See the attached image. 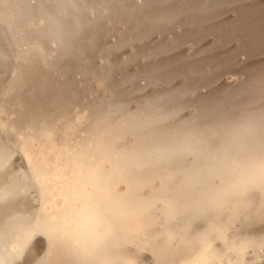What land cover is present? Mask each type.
<instances>
[{
    "label": "bare ground",
    "instance_id": "bare-ground-1",
    "mask_svg": "<svg viewBox=\"0 0 264 264\" xmlns=\"http://www.w3.org/2000/svg\"><path fill=\"white\" fill-rule=\"evenodd\" d=\"M160 100L264 109V0H0V264H264V223L114 162L102 120Z\"/></svg>",
    "mask_w": 264,
    "mask_h": 264
},
{
    "label": "clouds",
    "instance_id": "clouds-1",
    "mask_svg": "<svg viewBox=\"0 0 264 264\" xmlns=\"http://www.w3.org/2000/svg\"><path fill=\"white\" fill-rule=\"evenodd\" d=\"M102 121L117 130L114 162L158 168L162 199L189 219L239 209L264 223V109L232 113L214 105L204 122L160 100L113 109ZM241 192L249 198L241 201ZM135 203L130 196V210Z\"/></svg>",
    "mask_w": 264,
    "mask_h": 264
},
{
    "label": "snow or ice",
    "instance_id": "snow-or-ice-1",
    "mask_svg": "<svg viewBox=\"0 0 264 264\" xmlns=\"http://www.w3.org/2000/svg\"><path fill=\"white\" fill-rule=\"evenodd\" d=\"M23 155V154H22ZM24 165L27 166L28 165V160H27V157L24 158V161H23ZM46 242H47V237H46ZM29 247H30V243H29ZM25 251V254H27V249H24Z\"/></svg>",
    "mask_w": 264,
    "mask_h": 264
}]
</instances>
